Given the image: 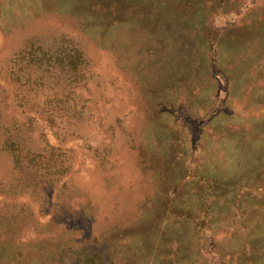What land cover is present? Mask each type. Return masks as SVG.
Segmentation results:
<instances>
[{"label":"rangeland","instance_id":"obj_1","mask_svg":"<svg viewBox=\"0 0 264 264\" xmlns=\"http://www.w3.org/2000/svg\"><path fill=\"white\" fill-rule=\"evenodd\" d=\"M0 264H264V0H0Z\"/></svg>","mask_w":264,"mask_h":264},{"label":"trees","instance_id":"obj_2","mask_svg":"<svg viewBox=\"0 0 264 264\" xmlns=\"http://www.w3.org/2000/svg\"><path fill=\"white\" fill-rule=\"evenodd\" d=\"M40 53V55L42 56V58L43 59H47V53H45L43 50H41L40 48H35V47H32L31 49H30V54H34L35 55V53ZM36 56V55H35ZM81 60H82V57H81V54L79 53L78 55H77V59H76V61H79V62H81Z\"/></svg>","mask_w":264,"mask_h":264}]
</instances>
